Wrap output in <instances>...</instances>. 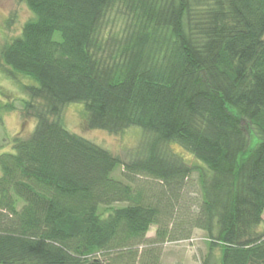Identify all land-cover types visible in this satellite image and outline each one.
<instances>
[{
  "label": "trees",
  "instance_id": "trees-1",
  "mask_svg": "<svg viewBox=\"0 0 264 264\" xmlns=\"http://www.w3.org/2000/svg\"><path fill=\"white\" fill-rule=\"evenodd\" d=\"M19 1L0 72L35 125L0 154V264H160L137 248L153 225L151 241L202 230L204 264H264V0ZM74 102L91 129L141 128V149L123 161L67 130Z\"/></svg>",
  "mask_w": 264,
  "mask_h": 264
},
{
  "label": "rangeland",
  "instance_id": "rangeland-1",
  "mask_svg": "<svg viewBox=\"0 0 264 264\" xmlns=\"http://www.w3.org/2000/svg\"><path fill=\"white\" fill-rule=\"evenodd\" d=\"M31 17V12L19 0H0V48L12 37L20 33L22 24ZM22 83H32L30 79L23 78ZM26 98V94L21 88L20 82L6 78L0 72V102H12L13 110L0 111V154L12 152V139L14 136L27 137L32 132L35 119L21 114V100ZM62 124L64 127L78 135H81L103 148L108 149L112 154L118 155L123 161L134 156L141 149L142 142L146 134L137 126H131L118 133H110L103 129H91L87 126L82 103L74 102L66 105L61 112ZM257 136L252 133L249 147L252 148L257 143ZM171 152L180 156L191 166H201L197 159L190 153L175 143L167 146ZM122 167H118L112 174L116 178L122 179ZM197 171L189 177L188 189H185L184 196L191 213L197 209L196 184ZM135 181L139 185H145V177H136ZM263 223L259 229L264 228V211L262 213ZM156 226L150 227L146 234V240L140 244L138 252L151 251L156 254L160 264H204L208 252L205 233L200 229H192L187 237L170 238L167 233L163 239H155ZM216 253V252H215ZM100 256V255H99ZM212 259L208 262L212 264Z\"/></svg>",
  "mask_w": 264,
  "mask_h": 264
}]
</instances>
